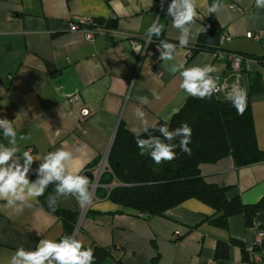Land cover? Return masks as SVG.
Returning a JSON list of instances; mask_svg holds the SVG:
<instances>
[{"label": "crops", "instance_id": "crops-1", "mask_svg": "<svg viewBox=\"0 0 264 264\" xmlns=\"http://www.w3.org/2000/svg\"><path fill=\"white\" fill-rule=\"evenodd\" d=\"M222 2L229 5L231 0ZM170 3L164 0L161 8V0H152L151 5L148 0H0V107L17 128L18 155L27 148L34 156L71 151L70 171L91 176L88 172H94L97 160L108 153L120 124L130 133L144 132L137 108L146 114L149 128L158 120L168 121L184 104L188 95L180 88L179 73L168 71L171 64H211L218 69L213 76H226L230 70L226 57L202 50L190 55L199 35L186 48L178 47L174 61L152 56L162 40L179 43V31L167 14ZM212 3L198 0L197 25L207 29L206 19L212 14L227 35L220 44L222 52L245 57L241 88L248 93L251 78H259L262 90L250 95V107L256 144L264 152V9H258L255 0H240V12L225 7L208 13ZM82 17H92L109 29L87 43L81 33L68 29L69 22ZM156 18L163 31L146 43V31ZM73 94L79 99L67 106ZM137 97H147L149 103L142 105ZM82 108L91 113L80 119ZM21 134L28 138L20 141ZM0 144L10 146L3 130ZM40 163L31 164L30 183L37 179ZM199 171L207 183L225 187L227 199L260 205L251 225L238 212L221 227L215 222L220 213L198 199L144 217L96 198L95 191L90 205L82 207L69 195L59 199L58 207L76 214L70 229L76 225L77 239L85 248L106 249L107 254L94 264H264V242L261 247L253 244L256 232L264 231V161L237 167L226 157L201 164ZM58 183H50L51 196ZM36 201L17 213L0 200V264H8L18 247L35 251L41 239L62 237V220L42 208L39 197ZM232 240L241 243L246 259ZM219 242L226 243L221 258Z\"/></svg>", "mask_w": 264, "mask_h": 264}, {"label": "trees", "instance_id": "trees-1", "mask_svg": "<svg viewBox=\"0 0 264 264\" xmlns=\"http://www.w3.org/2000/svg\"><path fill=\"white\" fill-rule=\"evenodd\" d=\"M97 22L101 24L100 21ZM206 26V31L199 34L197 42L190 50V55L198 50L210 51L215 55L222 51L220 37L223 28L212 14L206 19ZM103 27L109 29L106 25ZM261 90L259 78L253 76L247 93V106L242 115L237 113L228 99H219L214 95L204 99L188 96L178 112L168 121L158 120L152 124L147 133L133 134L120 124L111 143L106 168L100 176V186L95 190V197L146 216L162 215L166 210L188 199H198L220 213L215 222L221 227H226L228 217L238 212H242L246 224L251 225L252 216L260 205H244L238 198L227 199L225 187L207 183L200 174L199 166L212 164L226 157H230L237 167L264 161V152L256 144L250 107V95ZM165 122L170 130L180 127L181 122L190 125L192 136L188 147L191 154H186L177 147L176 158L172 161H162L160 168L154 170L151 166L154 161L148 152L141 155L136 140L138 136L147 138L149 134L160 136L152 126L159 127ZM179 140L177 137L171 143L179 144ZM98 162L99 160L96 165ZM83 175L86 176L87 173ZM49 190L50 184L43 195L39 196V205L62 220V237L71 235L76 214L58 205L55 211L51 210L47 203L48 197L51 196ZM231 242L241 246L238 241ZM93 249L95 261L101 260L107 254L104 248L94 246ZM217 251L218 257L225 256L226 243L219 242ZM241 252L242 258L246 259L243 246Z\"/></svg>", "mask_w": 264, "mask_h": 264}, {"label": "clouds", "instance_id": "clouds-1", "mask_svg": "<svg viewBox=\"0 0 264 264\" xmlns=\"http://www.w3.org/2000/svg\"><path fill=\"white\" fill-rule=\"evenodd\" d=\"M151 5L152 0H148ZM164 0H161L163 8ZM255 6L258 9H264V0H255ZM198 0H171L167 7V14L172 17V27L179 31L176 37L178 45L162 40L160 42L159 59L164 62L174 61L178 47L186 48L190 41L206 31L205 27L197 25L200 19L197 12ZM230 7L225 5L222 0H213L208 7V13H217ZM163 31V25L160 20L152 23L146 34L150 38L155 35L159 37ZM171 74L179 73L181 77L180 88L188 96L204 99L210 98L214 93L221 90L218 76H213L218 69L211 64H194L191 67H185L183 62L173 63L168 67ZM156 97V93L153 92ZM158 98V97H156ZM226 98L236 108L237 113L242 115L247 106V91L244 88L234 87ZM142 105H147V97H137ZM178 112V109L174 110ZM136 116L143 125V131L148 132L145 113L136 109ZM160 136L149 134L147 138L138 136L136 143L141 149V155L148 152L151 159L159 164L162 161H172L176 158L175 149L179 147L186 154H191L188 147L192 129L186 122H181L180 127L170 130L168 123L152 126ZM0 130L8 139L10 146L0 144V200H5L9 208H14L17 213H21L25 206L31 207L36 198L43 195L48 185L52 182H59L55 187V195L48 197L47 203L51 210L55 211L58 201L61 197L69 195L74 196L77 201L84 205L92 204V195L90 192V180L88 177L70 171L74 160L73 153L63 149H57L44 156H34L30 151H24L18 155L20 148L18 145L17 128L13 121L7 118H0ZM163 137V139H161ZM177 137L180 138L179 144H173L171 141ZM28 137L21 134L19 140H26ZM33 161H40V166L36 170L37 179L34 182L29 181ZM42 210V209H41ZM95 251L91 247H84L83 241L78 240L73 235H65L59 241L53 239H41L36 246L35 251L25 250L24 247H18L12 255L8 264H94Z\"/></svg>", "mask_w": 264, "mask_h": 264}, {"label": "built area", "instance_id": "built-area-1", "mask_svg": "<svg viewBox=\"0 0 264 264\" xmlns=\"http://www.w3.org/2000/svg\"><path fill=\"white\" fill-rule=\"evenodd\" d=\"M240 0H231V2L229 3L228 6L229 9L240 12L241 8H240ZM68 29L70 32H79L83 35L84 40L87 43H91L93 42L96 37L102 33L106 28L103 27L100 23L97 22L96 19L92 18V17H82L81 19H79L78 21H71L68 23ZM258 36H256L257 38ZM227 38L226 34H222V36L220 37V44ZM151 37L146 40L147 42H150ZM160 51H162L161 47L156 46L154 48L153 51V57L159 58L160 56ZM217 57H226L229 64H230V70L228 72V74L224 77H218L219 78V83L222 86L221 90L217 93H214V97L219 98L221 95H227L229 92L233 91L234 87H238L241 88L240 86V74H241V64L243 63V61L245 60V57H243L242 55H239L237 53H232V52H218L216 54ZM78 95L77 94H73L70 97L67 98L66 100V105L70 106L72 104H74L75 102L78 101ZM91 111L88 110L87 108H82L79 112H78V116L80 117V119L86 118L88 115H90ZM0 118H7L8 120V111L2 107H0ZM110 149V147H109ZM108 149V152H109ZM25 151H30L31 154L33 152V150L31 148H27ZM107 155L108 153H106V155H103V157L101 158V160H99L98 162V166L96 167V170L94 172H88L89 174H91L92 179H91V183H90V190H91V194L94 193V191L96 190V188H98L100 186L99 184V179L100 176L102 175V173L105 171L106 168V162H107ZM140 217H144L146 215L144 214H139ZM264 242V231L263 230H258L255 234L254 237V247H261L262 244Z\"/></svg>", "mask_w": 264, "mask_h": 264}, {"label": "rangeland", "instance_id": "rangeland-1", "mask_svg": "<svg viewBox=\"0 0 264 264\" xmlns=\"http://www.w3.org/2000/svg\"><path fill=\"white\" fill-rule=\"evenodd\" d=\"M153 163H154V164L151 165V166L153 167L152 169L157 170V169L160 168V166H161L160 163H159V164H157V163H155V162H153ZM82 207H83V206H82ZM84 213H85V210H84ZM78 232H79V230L76 229V225H75V227H74L73 230L71 231V235L75 236V238L77 239Z\"/></svg>", "mask_w": 264, "mask_h": 264}, {"label": "water", "instance_id": "water-1", "mask_svg": "<svg viewBox=\"0 0 264 264\" xmlns=\"http://www.w3.org/2000/svg\"><path fill=\"white\" fill-rule=\"evenodd\" d=\"M87 177L89 178V180L92 178L90 175H87Z\"/></svg>", "mask_w": 264, "mask_h": 264}]
</instances>
